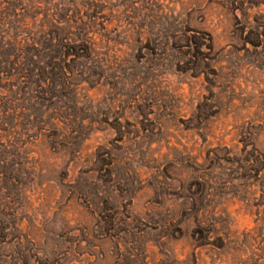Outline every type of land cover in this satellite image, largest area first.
I'll return each instance as SVG.
<instances>
[{
    "label": "rangeland",
    "instance_id": "1",
    "mask_svg": "<svg viewBox=\"0 0 264 264\" xmlns=\"http://www.w3.org/2000/svg\"><path fill=\"white\" fill-rule=\"evenodd\" d=\"M0 264H264V0H0Z\"/></svg>",
    "mask_w": 264,
    "mask_h": 264
}]
</instances>
